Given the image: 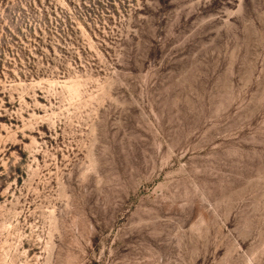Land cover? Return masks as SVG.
Instances as JSON below:
<instances>
[{
    "label": "rangeland",
    "instance_id": "rangeland-1",
    "mask_svg": "<svg viewBox=\"0 0 264 264\" xmlns=\"http://www.w3.org/2000/svg\"><path fill=\"white\" fill-rule=\"evenodd\" d=\"M0 264H264V0H0Z\"/></svg>",
    "mask_w": 264,
    "mask_h": 264
}]
</instances>
